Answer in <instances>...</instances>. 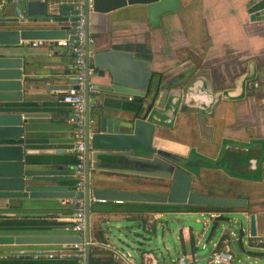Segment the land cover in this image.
Instances as JSON below:
<instances>
[{"label": "crops", "instance_id": "obj_1", "mask_svg": "<svg viewBox=\"0 0 264 264\" xmlns=\"http://www.w3.org/2000/svg\"><path fill=\"white\" fill-rule=\"evenodd\" d=\"M12 1L0 0V8L10 6ZM180 3L178 9L162 15L155 27L150 26L142 5H127L105 14L90 11V41L97 40L100 50H124L132 52L137 59H147L154 83L171 79L176 80V86H181L199 70L207 71L204 77L212 91L223 94L214 102L212 112L206 115L207 128L199 127L197 115L192 112H178L169 123L171 111L164 110V121L154 126L153 136L158 142L162 139L170 149L186 153V159L195 161L186 165L193 174V190L248 197V208L256 214L257 239L264 242V0H180ZM9 8L6 15H13ZM95 33L99 34L98 39ZM4 55L22 59L24 105L48 111V116L30 118L25 124L26 163L37 169L60 165L70 170L75 162L70 152L72 125L67 121L70 106L62 100V94L76 90L77 86L70 69L69 49L56 44L31 46L28 41H22L18 45L0 46V56ZM92 71L90 84L108 81L106 77L93 76ZM206 87L202 79L193 86L194 92L201 94L196 99L198 106L207 107L212 101ZM98 104L105 111L124 108L135 112L138 109L129 96L107 91L90 94V110L94 111ZM128 111L125 116L129 117L132 112ZM129 168L140 169V164L129 163ZM90 171L92 175H102L106 181L122 180L121 190L140 192V174ZM62 183L73 190V182ZM104 187L115 188L112 184ZM72 198L31 199L23 203L18 199L1 198L0 234L74 235L69 220L73 212ZM248 208L243 209L247 215ZM208 209L185 208L178 212L195 211L209 216L201 231L193 232L189 224L179 223V238L182 242L189 239L190 252L197 255L195 264H210L206 256L219 247L218 235L213 238L214 235L208 234L202 251L198 249L207 226L211 227L223 212V208L220 212ZM140 210L149 208L141 207L140 201L94 202L91 199L90 239L94 240V227L103 231L110 220L119 221V226L135 225L140 229ZM157 216L160 215L155 214L154 218ZM103 235L109 243L123 249L111 241L108 234ZM67 244L0 245V254L36 248L60 251L66 250ZM93 245L103 248L98 241ZM228 247L227 244L220 246L221 250ZM234 249L239 257L240 252ZM137 250V257L131 256L133 264H169L180 252H186L178 249L166 262L148 248ZM248 251L258 254L262 250L245 248V252Z\"/></svg>", "mask_w": 264, "mask_h": 264}, {"label": "water", "instance_id": "obj_2", "mask_svg": "<svg viewBox=\"0 0 264 264\" xmlns=\"http://www.w3.org/2000/svg\"><path fill=\"white\" fill-rule=\"evenodd\" d=\"M99 14H105L127 5H142L151 27L158 26L160 17L178 9L180 0H84L86 11L85 33V230L84 238L90 240V201H140L158 202L189 207H222L226 219L217 220L211 235L218 233L219 241L224 240L233 255L230 264H241L237 251L245 259H253L255 264L264 260V242L258 241L256 214L248 208V197L202 193L192 189L193 174L186 165L183 152H178L164 145L153 136L154 126L163 123L164 110H170V121L175 115L192 112L197 115L199 127L206 129V115L212 112L214 102L223 96L213 92L206 70H199L187 83L176 86V80L153 82L148 70L147 59H137L129 51L118 49H98V41H90L89 8ZM8 7L13 15H6ZM9 8V9H10ZM76 10L72 3H54L47 0H13L10 6L0 8V46L18 45L22 41L34 39H55L65 37L75 21ZM99 38V34H94ZM22 59L16 56H0V199H18L21 203L31 199H69L74 191L63 181H74L71 169L62 166L37 169L25 161L24 130L26 123L33 117L48 116V111L38 110L24 105ZM92 75L108 79L106 83L93 85L97 91L124 94L137 103L135 112L124 108L105 111L99 104L90 110L89 68ZM208 74V73H207ZM202 79L206 92L212 101L207 107L196 105L201 94L194 92L193 86ZM75 82V78L73 79ZM205 86V85H204ZM93 106V105H92ZM164 108V109H163ZM131 116H125V112ZM140 147V148H139ZM188 155V153H187ZM188 158V157H187ZM195 162V161H194ZM193 162V163H194ZM129 163H139L140 169L129 168ZM96 171H115L135 173L148 178L164 179L167 182L166 193L151 192L155 181L142 180L140 192L121 190L122 180L106 181ZM145 179V178H144ZM112 184L111 189L103 185ZM248 208V215L243 209ZM242 209V210H241ZM237 215L240 219L230 218ZM103 230L104 234H113L112 229L122 235L125 230L135 225H122L110 220ZM119 224V225H118ZM125 227V228H124ZM127 227V228H126ZM123 229V230H122ZM211 230V228H210ZM143 232H146L143 230ZM158 227L152 234L156 240ZM147 233V232H146ZM170 233V232H169ZM148 235V234H147ZM81 236L49 234H0V245L8 244H64L80 242ZM233 246V247H232ZM152 250L150 244L147 245ZM245 248L261 249L253 254ZM90 245H86L85 264H89ZM243 264H251L244 261Z\"/></svg>", "mask_w": 264, "mask_h": 264}, {"label": "built area", "instance_id": "obj_3", "mask_svg": "<svg viewBox=\"0 0 264 264\" xmlns=\"http://www.w3.org/2000/svg\"><path fill=\"white\" fill-rule=\"evenodd\" d=\"M54 3H72L75 10V21L69 32L65 37L55 39L56 45L63 46L69 49L72 55V61L70 69L75 78L76 90H70L62 94V100L69 104L70 113L67 121L72 125V147L70 149L71 154L74 157V164L71 166L73 181L74 196L72 198L73 212L69 218L71 222L70 229L77 235L81 236L80 242L67 244V249L60 251H53L44 248L36 249H19L15 252H4L0 254V257L7 256H24L32 258H55L71 256L76 258L81 264H84L86 245L96 244L95 241L90 239L86 241L84 238L85 230V33L84 25L86 18V11L84 6V0H53ZM89 12L92 5H88ZM264 14V13H263ZM54 39H36L28 41L31 46L40 45H52ZM92 68H89V74ZM97 89L90 84L89 93H95ZM259 241H263L260 239ZM101 246L107 249L113 257L121 260L125 264H133L131 255L125 252L118 246L109 242L101 243ZM207 262L210 264H230L233 260V255L228 247L225 250H214L206 256ZM197 261V255L194 252H180L178 256L169 264H195Z\"/></svg>", "mask_w": 264, "mask_h": 264}, {"label": "rangeland", "instance_id": "obj_4", "mask_svg": "<svg viewBox=\"0 0 264 264\" xmlns=\"http://www.w3.org/2000/svg\"><path fill=\"white\" fill-rule=\"evenodd\" d=\"M140 179L155 181V179L153 178L144 176H140ZM185 208L191 209L193 207H189L187 205H174L166 203L152 204L151 208L148 211L143 212L148 219L144 227H142L140 224V229H138V227H133L131 229L125 230L122 235L118 233V230L112 229L114 235H109L110 240L122 246L125 252L130 253V255L135 258L138 255L137 249L139 247L146 248L147 245L150 244V246L152 247V252H154V254H156V256L160 258L161 261L165 260L166 262H169V259L175 256V252L178 249H184L186 252L191 251V243L189 239L182 242L179 238V236H181V232L179 233L180 221L189 224L194 232L197 230L201 231L203 222L209 219L208 214L202 212L191 211L187 214L178 213ZM155 214H159L160 216L154 218ZM230 216H232V220L235 218L240 219V217L237 215ZM154 220L156 221V224L160 222L158 225L156 240L151 234L142 231V228L144 231H148L150 229V224L153 223L152 221ZM210 228V226H207L204 235L201 238V241L198 245V249L200 251H202V245L205 242L204 240L210 233ZM218 233L219 232H217L213 236V238H216ZM122 241L126 242L127 244L123 243ZM239 259L241 261V264H243L244 261L255 264L253 259L246 260L242 254H240ZM261 262L262 264H264V260Z\"/></svg>", "mask_w": 264, "mask_h": 264}, {"label": "trees", "instance_id": "obj_5", "mask_svg": "<svg viewBox=\"0 0 264 264\" xmlns=\"http://www.w3.org/2000/svg\"><path fill=\"white\" fill-rule=\"evenodd\" d=\"M154 75L156 73H153ZM159 73H157L158 75ZM160 75V74H159ZM197 208V207H193ZM192 208V209H193ZM206 208V207H204ZM222 207H210V210L220 212ZM207 209V208H206ZM143 212L140 211V224L142 227L145 226L148 219L144 215ZM226 219V216L221 214L215 218L211 226V230L209 235L212 234L213 229L215 228L217 220ZM153 223L150 224V229L146 231L148 234H153L156 231V221H152ZM92 235L94 237L93 241H98L101 243L108 242L107 239L103 235L102 229L100 227H94L92 230ZM190 240L193 241V234L190 235ZM226 243L224 240L219 241V247L215 250H221L220 246H224ZM0 264H80L78 260L71 256H64V257H56L53 259L47 258H32V257H24V256H7V257H0ZM89 264H119V261L113 257L112 254L107 249L99 248L97 245H91L89 250Z\"/></svg>", "mask_w": 264, "mask_h": 264}, {"label": "flooded vegetation", "instance_id": "obj_6", "mask_svg": "<svg viewBox=\"0 0 264 264\" xmlns=\"http://www.w3.org/2000/svg\"><path fill=\"white\" fill-rule=\"evenodd\" d=\"M153 179H155L157 181L152 184V187L150 189L151 192H153V193H166V189H167L166 183L167 182H163V181H165L164 179H161V180H158L156 178H153ZM140 185H142L141 180H140ZM155 203H158V202H140V206L142 207L145 205L146 207H148L150 209L152 204H155Z\"/></svg>", "mask_w": 264, "mask_h": 264}]
</instances>
